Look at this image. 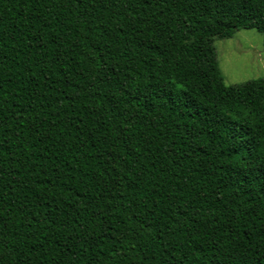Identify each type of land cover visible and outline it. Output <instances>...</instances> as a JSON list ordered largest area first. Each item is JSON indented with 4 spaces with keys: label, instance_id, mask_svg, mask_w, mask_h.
<instances>
[{
    "label": "trees",
    "instance_id": "obj_1",
    "mask_svg": "<svg viewBox=\"0 0 264 264\" xmlns=\"http://www.w3.org/2000/svg\"><path fill=\"white\" fill-rule=\"evenodd\" d=\"M240 30L264 0H0V264H264Z\"/></svg>",
    "mask_w": 264,
    "mask_h": 264
},
{
    "label": "rangeland",
    "instance_id": "obj_2",
    "mask_svg": "<svg viewBox=\"0 0 264 264\" xmlns=\"http://www.w3.org/2000/svg\"><path fill=\"white\" fill-rule=\"evenodd\" d=\"M214 46L227 85L264 79V36L256 30H240L233 38L216 39Z\"/></svg>",
    "mask_w": 264,
    "mask_h": 264
}]
</instances>
